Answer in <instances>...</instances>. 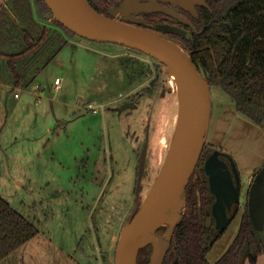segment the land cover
Returning a JSON list of instances; mask_svg holds the SVG:
<instances>
[{
    "label": "rangeland",
    "instance_id": "obj_1",
    "mask_svg": "<svg viewBox=\"0 0 264 264\" xmlns=\"http://www.w3.org/2000/svg\"><path fill=\"white\" fill-rule=\"evenodd\" d=\"M45 23L69 42L47 66L27 69L25 80L35 77L29 85H15L0 62V194L40 230L0 264H115L136 202L145 141L149 137L142 200L173 138L177 83L147 53L66 34L51 19ZM141 93L134 105L126 104ZM211 96L206 142L232 155L243 183L241 210L208 254L215 264L237 235L250 177L264 166V123L241 113L221 86H212ZM90 102L104 106L93 113ZM252 254L245 264H264V253L255 260Z\"/></svg>",
    "mask_w": 264,
    "mask_h": 264
},
{
    "label": "trees",
    "instance_id": "obj_2",
    "mask_svg": "<svg viewBox=\"0 0 264 264\" xmlns=\"http://www.w3.org/2000/svg\"><path fill=\"white\" fill-rule=\"evenodd\" d=\"M97 10L109 14L120 0H88ZM210 7L197 5L198 16L183 9L192 24L178 22L190 31L166 32L184 47L194 61L204 66L210 86H221L237 109L257 124L264 123V0H207ZM144 21L154 28L156 21L173 22L164 11L144 12ZM53 20L69 35L75 32L53 17L45 0H6L0 7V62L5 61L15 85H29L28 70L40 63L47 66L69 39L45 23ZM9 26L10 28L6 29ZM136 50V49H135ZM51 51V53H48ZM139 51V50H138ZM142 52V51H141ZM46 57L44 61L42 58ZM42 61V62H41ZM152 93V90H148ZM217 148L205 144L195 172L187 186L184 216L175 228L164 264H212L208 254L225 231L207 223L215 197L211 193L205 161ZM139 167V166H138ZM240 206L234 205L230 220ZM230 221V222H231ZM166 227L159 229L163 234ZM40 232L38 225L20 213L0 194V261L26 244ZM246 249V251H244ZM152 246L140 250L138 264H149ZM264 253V239L256 230L248 204L239 231L226 252L215 264H245Z\"/></svg>",
    "mask_w": 264,
    "mask_h": 264
},
{
    "label": "water",
    "instance_id": "obj_3",
    "mask_svg": "<svg viewBox=\"0 0 264 264\" xmlns=\"http://www.w3.org/2000/svg\"><path fill=\"white\" fill-rule=\"evenodd\" d=\"M53 17L85 38L116 42L147 53L166 66L174 76L179 96V116L168 152L149 192L141 200L139 189L147 163L149 137L141 152L135 207L121 231L115 264H138L140 250L152 246L149 264H164L176 226L184 216L187 186L203 153L211 123V86L203 65L166 32L190 31L169 22L145 28L141 12L164 11L190 23L176 7L198 16L197 5L210 7L207 0H121L109 14L97 10L88 0H45ZM123 15V16H121ZM228 160H227V159ZM205 171L215 201L212 214L217 231L230 223L229 212L240 203L243 189L237 163L227 152L215 149L205 161ZM249 214L264 237V166L255 174L248 191ZM165 226L164 234H159Z\"/></svg>",
    "mask_w": 264,
    "mask_h": 264
},
{
    "label": "flooded vegetation",
    "instance_id": "obj_4",
    "mask_svg": "<svg viewBox=\"0 0 264 264\" xmlns=\"http://www.w3.org/2000/svg\"><path fill=\"white\" fill-rule=\"evenodd\" d=\"M120 2H121V0H120ZM118 5V4H117ZM187 19H189L188 17H187V15L186 14H184V11H183V9L184 8H181V7H176ZM186 10V9H185ZM144 12H141V13H137L136 15L137 16H141V17H143V18H145V16L144 15H142ZM121 16H123V15H121ZM174 21L173 22H170V23H173V24H177L178 25V22H180L179 20H178V18H176V17H173L172 18ZM190 20V19H189ZM141 22V21H140ZM159 22H163V21H156V23L155 24H157V23H159ZM182 22V21H181ZM182 23H184V22H182ZM188 24V23H187ZM189 24H192L191 23V20H190V23ZM149 92V91H148ZM142 95H144V94H134L133 96H130L129 98H128V100H125L126 101V104L127 105H130V104H132V105H134V103L136 102V100H138V98H139V96H142ZM214 151V150H213ZM213 151H211V153L213 152ZM210 153V154H211ZM209 154V155H210ZM208 155V156H209ZM208 158V157H207ZM227 159V158H226ZM228 160V159H227ZM139 166V165H138ZM205 168V167H204ZM138 176V175H137ZM255 176V175H254ZM254 176H253V179H252V182H253V180H254ZM251 182V183H252ZM209 186H210V184H209ZM136 193L138 192V190H137V188H136V191H135ZM137 195V194H136ZM140 196H141V194H140ZM142 200V199H141ZM214 201H215V199H214ZM214 201H213V203H214ZM213 203H212V205H213ZM246 204H248V199H247V203ZM238 205L240 206V209L238 210V212L241 210V200H240V203H238ZM246 206V205H245ZM249 206V205H248ZM134 207H135V204H134ZM133 207V208H134ZM234 208V207H233ZM233 210V209H232ZM231 210V211H232ZM230 211V212H231ZM245 211V210H244ZM230 212H229V215H230ZM238 212H237V214H238ZM244 213V212H243ZM236 214V215H237ZM243 215V214H242ZM231 217V216H230ZM242 220V219H241ZM231 221V220H230ZM207 223L211 226V227H213V228H215V218L213 217V214H212V207H211V212H210V214H208L207 215ZM230 224V223H229ZM228 227V226H227ZM240 228V227H239ZM227 229V228H226ZM225 229V230H226ZM215 230H216V228H215ZM224 230V231H225ZM257 230V229H256ZM239 231V230H238ZM258 231V230H257ZM222 232V231H221ZM238 233V232H237ZM236 237V236H235Z\"/></svg>",
    "mask_w": 264,
    "mask_h": 264
},
{
    "label": "built area",
    "instance_id": "obj_5",
    "mask_svg": "<svg viewBox=\"0 0 264 264\" xmlns=\"http://www.w3.org/2000/svg\"><path fill=\"white\" fill-rule=\"evenodd\" d=\"M60 82H61V79L60 78H56V84L57 86L60 85ZM104 106L103 103H93V102H90L88 105H87V108L89 110H92L93 113H99L101 111V108Z\"/></svg>",
    "mask_w": 264,
    "mask_h": 264
},
{
    "label": "bare ground",
    "instance_id": "obj_6",
    "mask_svg": "<svg viewBox=\"0 0 264 264\" xmlns=\"http://www.w3.org/2000/svg\"><path fill=\"white\" fill-rule=\"evenodd\" d=\"M171 77H172L171 78V83H172L173 86H175L176 85L175 77L174 76H171Z\"/></svg>",
    "mask_w": 264,
    "mask_h": 264
},
{
    "label": "crops",
    "instance_id": "obj_7",
    "mask_svg": "<svg viewBox=\"0 0 264 264\" xmlns=\"http://www.w3.org/2000/svg\"><path fill=\"white\" fill-rule=\"evenodd\" d=\"M6 0H0V7L2 6V4L5 2ZM253 178V176L250 177V180Z\"/></svg>",
    "mask_w": 264,
    "mask_h": 264
}]
</instances>
